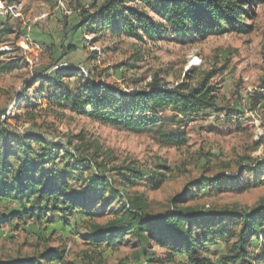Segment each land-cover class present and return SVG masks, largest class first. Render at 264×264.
I'll list each match as a JSON object with an SVG mask.
<instances>
[{
    "label": "rangeland",
    "instance_id": "1",
    "mask_svg": "<svg viewBox=\"0 0 264 264\" xmlns=\"http://www.w3.org/2000/svg\"><path fill=\"white\" fill-rule=\"evenodd\" d=\"M91 1L0 0V20L12 31L0 44V121L18 132L70 142L128 197L142 195L151 214L166 210L170 198L187 183L207 177L221 179L193 196L189 206L249 211L264 203V164L262 170H247L256 161L264 163V99L257 104L254 98L264 97V4L246 19L251 25L247 34L229 32L192 40L177 36L137 0L131 3H137L165 30L149 36L141 27L140 36L134 38L75 29L80 9L89 11ZM68 66L77 71L63 76L62 88L76 92L91 76L93 84L119 97L148 88L155 78L169 86L195 85L204 73L216 70L209 85L218 99L217 110L182 116L166 108L138 130L115 127L82 112H89V106L63 108L52 103L49 96L55 82L48 81L53 78L50 73ZM29 101L38 105L30 106ZM85 165L79 170L83 177L90 173ZM121 168L135 184L121 186L115 175ZM152 177L158 183L155 188L148 186ZM83 181L74 187L85 185ZM107 196V189L94 188L85 210L93 217L82 214L86 222L101 224L111 217L110 209L116 206L106 203ZM12 209H16L14 203L0 202V215ZM61 215L45 210L38 216L0 222V260L40 257L52 249L61 253V264H161L157 259L165 261V253L171 251L154 244L143 251L129 242L131 236L115 247L92 244L80 237L86 233L79 225L81 214ZM222 248L219 242L206 246L202 253L220 264L213 250ZM165 264L190 263L181 254Z\"/></svg>",
    "mask_w": 264,
    "mask_h": 264
},
{
    "label": "trees",
    "instance_id": "2",
    "mask_svg": "<svg viewBox=\"0 0 264 264\" xmlns=\"http://www.w3.org/2000/svg\"><path fill=\"white\" fill-rule=\"evenodd\" d=\"M137 1L150 9L177 36L192 40L229 32L247 34L251 25L246 19L252 18L255 7L264 4V0ZM88 8L89 11L80 9L81 17L75 29L93 34L125 33L138 38L141 27L149 36L166 28L162 24L157 25L153 17L131 0H92ZM10 28L0 20V44L6 42V34L12 32ZM76 71L74 66H68L50 73L53 78L48 81L55 83H52L54 93L49 99L63 108L68 104L76 109L89 106V112H82L115 127L138 130L139 126L149 124L157 112L166 108L182 116L217 110L218 99L209 85L216 70L204 73L195 85L181 82L169 86L155 78L148 88L120 97L93 84L91 76L76 92L62 88L65 86L63 76L71 77ZM28 88L29 85L26 92ZM39 88L44 91L43 87ZM254 98L257 104L258 100L264 99ZM29 105L36 107L38 103L29 101ZM85 163H88L90 173L83 179L79 170L82 165L84 168L87 166ZM263 164V160L256 161L253 166H247V170H262ZM97 169L90 157L80 155L70 147V142L52 141L46 135L33 132H18L0 121V202L16 205V209L1 213L0 222L19 216H38L45 210L59 211L61 216L83 214L92 218L91 213L85 211L90 193L94 188L102 192L107 189L106 203L116 206L110 209L111 217L100 224L90 220L86 222L87 217L80 216L83 219L79 220V225L86 232L80 237L92 244L105 243L107 247H115L124 237L131 236L129 242L136 243L143 251L149 244L171 250L165 253V261L157 259L161 264L173 262V257L181 254L187 256L190 264H215L202 252L206 246L221 242L223 248L213 250L220 264L264 262V203L249 211L189 206L193 196L203 191L205 186L215 184V180L218 182L220 176L187 183L181 193L170 198L166 210L151 214L142 195L128 197L120 185L112 184L106 174L98 173ZM122 172L124 168L115 174L121 186L135 184ZM155 179H148L149 187L158 186ZM229 179L237 180L236 176ZM81 180L85 185L74 187ZM39 256L0 260V264H39L42 261L44 264H61L63 259L61 253L52 249Z\"/></svg>",
    "mask_w": 264,
    "mask_h": 264
}]
</instances>
